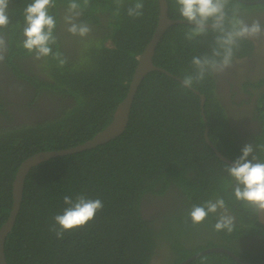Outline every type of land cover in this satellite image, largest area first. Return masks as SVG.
I'll use <instances>...</instances> for the list:
<instances>
[{
    "label": "trees",
    "instance_id": "obj_1",
    "mask_svg": "<svg viewBox=\"0 0 264 264\" xmlns=\"http://www.w3.org/2000/svg\"><path fill=\"white\" fill-rule=\"evenodd\" d=\"M29 2L10 0L8 10L12 24L0 29L8 41L4 62L18 78L28 80L36 92L48 89L69 94L74 104L61 107L54 116L42 121L31 120L21 125L0 127V227L12 208L13 180L23 160L39 151L83 143L111 122L118 103L129 89L137 57L152 36L159 14L158 0H144L143 15L138 18L127 15L131 0H125L119 15H114L116 6L113 0H91L80 19L102 30L99 41L95 43L94 38L79 40L81 45L89 47L84 56L88 59V67H81L84 52L75 60L68 58L63 50L58 36V9L66 8L67 0H57V7L53 9L58 19L57 45L53 50L60 51L67 63L59 67L51 56L40 60V66L47 69L45 73L52 79L50 81L31 70L25 71L22 62V58L32 56L21 46L22 10ZM168 3L169 15L173 19H181L175 0H168ZM187 26H171L154 55L156 65L180 78L191 71L192 56L210 53L215 35L210 33L188 41L184 39ZM107 40L113 46L106 45ZM247 44L248 40L241 42L237 56L247 53ZM194 88L206 95L207 109L209 100L214 97L213 75ZM200 111L199 95L182 88L180 81L167 74L151 71L139 86L128 127L122 135L89 150L52 158L31 169L26 178L20 212L6 238L7 263L149 264L154 253V238L162 237L163 228L161 232L155 231L142 217L141 199L146 192L163 193L171 182L189 195L192 206L223 197L241 224L234 222L231 232H217L213 228L219 217L217 212L209 214L205 220L207 232L229 240L237 238L240 233H262L264 226L258 222L257 212L233 196L235 182L224 170L225 165L230 164L220 160L206 143ZM208 121L210 139L228 154L227 149L230 144L234 146L233 143L223 133H216V139H222L217 144L212 133L220 122L214 123V127L209 118ZM258 157L264 161V155L258 154ZM189 166L201 167L200 184L187 174ZM205 184L211 188L204 190ZM77 193L101 199L104 207L84 227L67 231L62 238H57L51 230L54 216L67 207L63 196L74 197ZM189 206L186 204L180 214L179 223H185V227L177 224L172 234L176 237L172 249L182 256L181 259L202 248L196 245L187 248L181 241V236L196 226L188 215L192 207ZM174 221H177V216ZM247 224L251 227L245 230ZM237 227L241 229L239 232H236ZM204 257L218 260L215 264L235 263L222 252ZM262 260L264 245L253 256V262Z\"/></svg>",
    "mask_w": 264,
    "mask_h": 264
},
{
    "label": "flooded vegetation",
    "instance_id": "obj_2",
    "mask_svg": "<svg viewBox=\"0 0 264 264\" xmlns=\"http://www.w3.org/2000/svg\"><path fill=\"white\" fill-rule=\"evenodd\" d=\"M239 8L241 14L249 19V23H251V18H259L264 23V5L246 4L239 1ZM58 12L60 17L58 36L61 39L63 50L67 53L68 58L78 60L80 53L84 52L87 47L81 45V41H79L81 38L73 37L66 31L63 23L65 8L58 9ZM90 26L92 27V33L84 39L94 38L97 40L100 37L102 28H97L95 24ZM63 35L64 37L62 38L61 36ZM246 46L245 50H247V53L241 56L236 55L231 68L221 74L213 75L214 97L209 100L207 109L204 108L209 127L208 134L210 133L209 118L213 125L220 122V126L212 133L215 142L218 144L219 140H222L220 137L216 139V133H223L225 138L230 140L234 146L230 144L227 154L225 151H221L210 137L209 139L223 157L233 162L242 154L241 150L245 144H252L254 148L252 155H264V150L258 147L259 145H264V36L248 39ZM22 62L25 71L31 70L36 75L52 81L45 73L47 69L43 68V66L41 67L40 61H35L33 56L22 58ZM0 103L2 108L0 112V127H7L10 125H21L31 120L42 121L50 118L61 107H71L74 104V99L69 94L63 95L55 90L49 91L47 89L38 93L28 80L18 78L8 65L4 67L0 63ZM200 115L202 116L201 111ZM205 127L204 123V139ZM248 159L251 160L252 156H249ZM201 171L200 166H189L187 174L193 180H198L200 184L201 177L199 173ZM203 187L204 190L211 188L208 184L203 185ZM186 204L190 205L189 207L192 206V200L189 195L176 183L171 182L163 193H144L140 203V211L142 217L148 221L151 228L157 232L159 230L161 232L163 228V233L169 222L174 221L175 216H177V221L173 222V226L179 224L181 220L180 214L184 212ZM228 212L234 217V222L240 226L241 224L237 222L236 214L229 208ZM218 214L220 215L221 211H218ZM203 223V225L200 224V227L196 226L195 230L191 229L188 233L189 235L184 234V236H181V241L187 248L197 246L198 244L196 243L199 242L203 245L205 239L202 238V232H204L207 237L216 243L228 244L227 248L232 250L240 259L257 263L247 260V257L254 256L255 253L258 254L260 252L261 247L264 245V230H261L262 233H240L237 238L232 237L229 240L216 233L206 232L203 226L207 222L204 221ZM240 230L238 229L236 232ZM154 242V253L149 264H176L177 260H180L178 264H183L192 256L181 259L182 256L172 249V242L169 239L167 240L164 234L162 237L156 236ZM199 246L201 245L197 247ZM205 255L208 254H203L187 264H192L193 262H199L198 264L218 263V260L204 257ZM229 256L235 263L225 261L224 264H240L234 257ZM248 258L251 259L250 257Z\"/></svg>",
    "mask_w": 264,
    "mask_h": 264
},
{
    "label": "clouds",
    "instance_id": "obj_3",
    "mask_svg": "<svg viewBox=\"0 0 264 264\" xmlns=\"http://www.w3.org/2000/svg\"><path fill=\"white\" fill-rule=\"evenodd\" d=\"M10 0H0V29L12 24L9 14ZM91 0H67L63 23L66 31L73 37L87 38L92 33V27L80 17L89 7ZM116 6L114 15H119L125 0H113ZM177 11L182 20L188 22L184 39L193 41L196 37L214 35L210 53L194 55L191 58V71L183 78L181 87L193 89L207 77L221 74L233 66L236 52L241 42L264 36V23L259 18H245L239 8V0H175ZM232 5L229 10V6ZM57 0H30L23 8V26L21 46L32 54L35 61L50 57L63 67L67 60L60 51H54L57 45L56 29L58 19L53 13ZM144 0H131L126 11L129 17L138 18L143 15ZM8 50L6 35L0 32V63L5 61ZM264 150V145L258 146ZM242 154L231 164L225 165V171L234 181L233 196L256 212L264 211V161L252 155V144H245ZM249 156L252 159L249 160ZM63 203L67 206L62 213L54 216L51 230L57 238H62L67 231L84 227L92 221L104 207L99 198H90L84 193L75 196L64 195ZM221 211L213 228L217 232H231L234 227V217L229 214L223 197L214 201L207 200L202 204L193 205L189 217L194 225L203 223L209 214ZM57 225L59 227H57Z\"/></svg>",
    "mask_w": 264,
    "mask_h": 264
},
{
    "label": "water",
    "instance_id": "obj_4",
    "mask_svg": "<svg viewBox=\"0 0 264 264\" xmlns=\"http://www.w3.org/2000/svg\"><path fill=\"white\" fill-rule=\"evenodd\" d=\"M246 4H262L264 0H239ZM159 6V14H158V21L156 28L150 37L148 43L144 47L143 51L137 57V64L130 81L129 89L125 95V97L118 103L111 122L98 133H96L92 138L88 139L87 141L77 144L75 146L67 147L64 149H52V150H43L36 152L25 160H23L18 167L14 180H13V187H12V196H13V204L10 210V213L6 219V221L0 227V264H8L5 255V242L8 234L12 231L17 216L21 209V204L23 201L24 190H25V182L27 175L31 171V169L45 161H48L52 158L58 156L69 155L85 150H89L95 148L99 145L107 143L120 135H122L128 127L129 120H130V113L131 108L136 96V93L139 89L140 84L144 80V78L151 72V71H161L168 76L180 81L182 83V78L172 74L168 70L163 67H160L154 63V55L156 52V48L159 45L160 41L162 40L166 31L175 24H188L187 21H184L179 18L173 19L169 15V3L168 0H158ZM194 91L195 94L199 95L200 97V108L201 114L203 116L205 127V140L207 144L214 149L217 156L226 163L232 164L230 160L226 159L222 156V154L216 149L214 144L209 139V127L207 123V118L204 113V106L206 101V96L201 93L199 90L193 88L191 89ZM258 222L264 226V211L257 212ZM213 252H222L227 253L234 257L240 264H264V260L251 263L246 262L243 259L237 257L234 252L227 247L223 246H216L208 249H204L199 251L198 253L192 255L188 260H186L183 264H187L191 260L203 255L209 254Z\"/></svg>",
    "mask_w": 264,
    "mask_h": 264
},
{
    "label": "rangeland",
    "instance_id": "obj_5",
    "mask_svg": "<svg viewBox=\"0 0 264 264\" xmlns=\"http://www.w3.org/2000/svg\"><path fill=\"white\" fill-rule=\"evenodd\" d=\"M261 5H264V3H262ZM105 20V19H104ZM106 23V22H105ZM95 40V39H94ZM96 41H99V40H95L94 41V43L96 42ZM83 44V43H82ZM85 45V44H84ZM106 45H108V46H113L112 45V43H110V40H107L106 41ZM85 47H87L86 49H85V51H84V55L83 56H81V57H84L85 56V52L89 49V47L87 46V45H85ZM90 51V50H89ZM80 57V58H81ZM88 59H87V57H84L83 59H82V61H81V63H80V66L81 67H88ZM2 65L4 66V67H6V64L5 63H2ZM209 223H211V220L209 221ZM181 225L182 226H184L185 227V223L183 224H181V223H179L178 224V226H180L181 227ZM196 226H198V227H200V224H198V225H196ZM196 226H194V228H193V230H195V227ZM204 227V230L207 232V227L204 225L203 226ZM251 226L249 225V224H247L246 225V227H245V230H248V228H250ZM173 229H174V226H173V222H169V224L165 227V230L163 231V234H164V236H165V238H168L171 242H173L174 240H175V238L176 237H174V236H172V234H173ZM192 230V231H193ZM236 230H238V227H237V229ZM206 236V234L204 233V232H202V238L203 239H205L204 241H205V243L202 245V243H196V244H198V245H201V246H199V247H202V248H200L197 252H199V251H202V250H204V249H208V248H212V247H215V246H223V247H227V245L228 244H220V243H216L215 241H213L211 238H209V237H207ZM180 243H181V241H180ZM182 244V243H181ZM197 245V246H198ZM196 252V253H197ZM195 254V253H194ZM193 254V255H194ZM248 257H250L251 259H249ZM247 257V260H251V261H253V256H248ZM178 263H180V260H177V262H176V264H178ZM199 262H193L192 264H198Z\"/></svg>",
    "mask_w": 264,
    "mask_h": 264
},
{
    "label": "bare ground",
    "instance_id": "obj_6",
    "mask_svg": "<svg viewBox=\"0 0 264 264\" xmlns=\"http://www.w3.org/2000/svg\"><path fill=\"white\" fill-rule=\"evenodd\" d=\"M259 5H261V4H259ZM103 22H106V21H103ZM205 95V94H204ZM206 96V95H205ZM205 103H206V101H205ZM204 108H205V106H204ZM215 146V145H214ZM217 155V154H216ZM227 159V158H226ZM229 160V159H228ZM231 161V160H230ZM231 162H233V161H231ZM228 164H230V163H228ZM231 165V164H230Z\"/></svg>",
    "mask_w": 264,
    "mask_h": 264
},
{
    "label": "crops",
    "instance_id": "obj_7",
    "mask_svg": "<svg viewBox=\"0 0 264 264\" xmlns=\"http://www.w3.org/2000/svg\"><path fill=\"white\" fill-rule=\"evenodd\" d=\"M262 250V247H261V249H260V251Z\"/></svg>",
    "mask_w": 264,
    "mask_h": 264
}]
</instances>
